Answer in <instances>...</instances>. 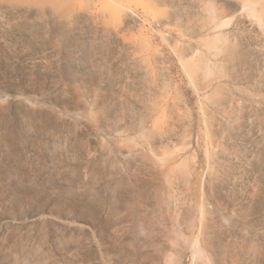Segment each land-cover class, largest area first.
I'll use <instances>...</instances> for the list:
<instances>
[{"label": "rangeland", "instance_id": "1", "mask_svg": "<svg viewBox=\"0 0 264 264\" xmlns=\"http://www.w3.org/2000/svg\"><path fill=\"white\" fill-rule=\"evenodd\" d=\"M0 3V264H264V0Z\"/></svg>", "mask_w": 264, "mask_h": 264}, {"label": "bare ground", "instance_id": "2", "mask_svg": "<svg viewBox=\"0 0 264 264\" xmlns=\"http://www.w3.org/2000/svg\"><path fill=\"white\" fill-rule=\"evenodd\" d=\"M19 1H26V0H19ZM1 4V3H0ZM4 5V4H3ZM2 6V5H0ZM3 7V6H2ZM62 4L59 6V9H63L62 8ZM1 8V7H0ZM11 9L17 11V12H20V11H25L26 13H29V14H32L34 15L35 17H38L40 18L41 20H44L46 18V16L48 15V11L43 9V10H35L33 7L31 6H24V5H16V6H12ZM68 9V8H67ZM1 10V9H0ZM71 10V9H70ZM6 11V10H5ZM1 14V13H0ZM7 15V14H6ZM1 17V16H0ZM22 21V20H21ZM56 21V20H55ZM13 27H16V25H13ZM75 27V26H74ZM73 27V28H74ZM78 29V28H77ZM80 29V28H79ZM23 31V30H21ZM57 31V30H56ZM80 31V30H79ZM57 33V32H56ZM12 35V34H11ZM256 132V131H255Z\"/></svg>", "mask_w": 264, "mask_h": 264}]
</instances>
